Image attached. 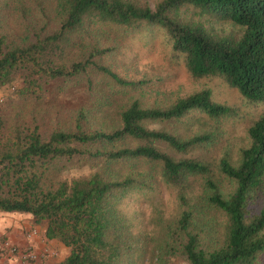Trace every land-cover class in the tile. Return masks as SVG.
I'll use <instances>...</instances> for the list:
<instances>
[{
  "label": "trees",
  "instance_id": "1",
  "mask_svg": "<svg viewBox=\"0 0 264 264\" xmlns=\"http://www.w3.org/2000/svg\"><path fill=\"white\" fill-rule=\"evenodd\" d=\"M140 24L164 33L171 58L193 78L219 77L264 104V0H158L155 9L149 0H0V88L39 98L49 80H69L93 93L106 78L132 93L109 124L93 117L112 96L80 107L73 128L49 131L35 122L7 133L0 120V211L30 214L48 239L64 243L70 253L54 264H147V253L156 251L157 264L171 256L190 264H264V113L250 125L238 163H217L232 183L224 193L212 163L164 146L187 154L211 145L213 130L184 135L172 127L198 116L217 129L233 109L210 87L167 106L144 104L136 93L146 91L145 80L121 75L110 60L119 39L113 33L127 36ZM228 24L236 30L224 29ZM75 166L88 172L71 177ZM196 177L204 178V190L193 198ZM158 182L176 192L180 212L151 241L125 204ZM210 208L227 220L217 245L203 236Z\"/></svg>",
  "mask_w": 264,
  "mask_h": 264
},
{
  "label": "rangeland",
  "instance_id": "2",
  "mask_svg": "<svg viewBox=\"0 0 264 264\" xmlns=\"http://www.w3.org/2000/svg\"><path fill=\"white\" fill-rule=\"evenodd\" d=\"M157 1L149 0L153 9ZM140 25L129 30L128 33H132L127 36H123L125 33H119L118 30L113 33V35L117 33L119 39L115 55L110 60L121 75L145 80L146 91L143 94L136 93L144 104L167 106L181 96L210 87L216 101L233 109L232 115L219 120L217 129L215 126L211 127V122L198 116H193L190 121L187 117L172 127L174 132L184 135L213 130L215 141L211 145L197 147L187 154H176L164 146V150L174 156L195 157L212 163L215 180H218L221 190L227 193L232 190V183L220 175L216 165L222 157L238 163L240 149L249 144L248 129L252 122L264 113V104L249 102L238 89L219 77L193 78L182 62L171 58L164 33L157 26ZM223 28L227 31L236 30L229 24ZM95 78L100 77L95 75ZM49 81L39 98L18 97L15 95V86L0 88V120L7 121V133L12 131L11 127L15 129L35 122L44 124L49 131L56 128H73L76 112L80 107L99 106L101 101L112 96V104L105 109V113H94L93 117L97 124H109L116 118L118 111L132 101L130 100L132 93L122 90L119 85L111 84V80L106 78L102 79V86L99 84L93 89V93L88 91L83 81H80V86L69 80ZM87 167L75 166L69 175L73 177L84 174L88 172ZM190 189L192 191L190 196L193 198L203 194L204 178H194ZM125 207L128 214L136 219L137 229L144 235L150 234L151 241H159L165 227L180 212L176 192L163 182L150 184L143 190H135L127 198ZM21 214L25 213L0 211V221L16 223L22 220ZM26 216L32 219V215L26 213ZM205 218L203 220L207 225L203 235L205 242L213 245L221 243L224 238L226 217L210 208L205 211ZM4 235L0 236V240L6 238L2 237ZM146 259L147 264H157L158 251L147 253ZM165 264L190 263L181 256H171L166 258Z\"/></svg>",
  "mask_w": 264,
  "mask_h": 264
},
{
  "label": "crops",
  "instance_id": "3",
  "mask_svg": "<svg viewBox=\"0 0 264 264\" xmlns=\"http://www.w3.org/2000/svg\"><path fill=\"white\" fill-rule=\"evenodd\" d=\"M21 221L16 223H6L0 221V236L8 237L13 243L20 246L29 245L40 256L38 262L24 263L17 258L2 256L0 254V264H42L48 261L50 264L63 261L70 253L67 246L59 240H50L45 236V226L36 224L34 218H29L21 214ZM36 229L38 234H32Z\"/></svg>",
  "mask_w": 264,
  "mask_h": 264
},
{
  "label": "built area",
  "instance_id": "4",
  "mask_svg": "<svg viewBox=\"0 0 264 264\" xmlns=\"http://www.w3.org/2000/svg\"><path fill=\"white\" fill-rule=\"evenodd\" d=\"M32 234H38L36 229H33ZM0 254L2 256H9L17 258L24 263L38 262L40 256L29 245L20 246L13 243L10 239L5 238L0 240ZM42 264H50L48 261H44Z\"/></svg>",
  "mask_w": 264,
  "mask_h": 264
}]
</instances>
